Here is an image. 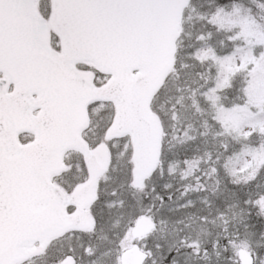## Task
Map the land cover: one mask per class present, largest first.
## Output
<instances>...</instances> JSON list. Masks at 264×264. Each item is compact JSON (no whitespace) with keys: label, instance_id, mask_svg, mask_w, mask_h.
<instances>
[{"label":"snow or ice","instance_id":"obj_1","mask_svg":"<svg viewBox=\"0 0 264 264\" xmlns=\"http://www.w3.org/2000/svg\"><path fill=\"white\" fill-rule=\"evenodd\" d=\"M0 264H264V0H0Z\"/></svg>","mask_w":264,"mask_h":264}]
</instances>
